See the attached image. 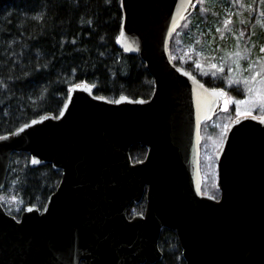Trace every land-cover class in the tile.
Instances as JSON below:
<instances>
[{"label": "water", "instance_id": "1", "mask_svg": "<svg viewBox=\"0 0 264 264\" xmlns=\"http://www.w3.org/2000/svg\"><path fill=\"white\" fill-rule=\"evenodd\" d=\"M199 0H120L117 46L152 77L147 98L114 99L88 82L59 112L0 136V190L13 152L61 170L39 209L0 203V264H144L162 258V228L185 264H264V114L232 119L215 152L218 198L202 191L201 123L230 108L228 92L177 65L170 43ZM147 148L133 162L132 145ZM145 195L143 213L127 207Z\"/></svg>", "mask_w": 264, "mask_h": 264}, {"label": "trees", "instance_id": "2", "mask_svg": "<svg viewBox=\"0 0 264 264\" xmlns=\"http://www.w3.org/2000/svg\"><path fill=\"white\" fill-rule=\"evenodd\" d=\"M258 1L245 0V10L238 8L245 13L241 19L249 24L235 26L238 36L244 38L250 33V13L255 15L260 10ZM119 3L120 0H0V136L42 114L56 115L68 88L77 82H88L94 93L110 99L119 95L147 98L151 94L152 77L144 63L137 55L117 46ZM200 10L198 6L194 12ZM219 11L218 7H209L205 18L219 17ZM256 28L259 26L253 27L255 31ZM215 35L217 44L219 33ZM174 36L170 52L177 65L205 86L222 87L233 98L237 97L238 86H227L220 77L202 76L179 62L173 52ZM181 53L187 57L183 50ZM230 110L234 111L232 105ZM146 151L143 145H132V161L143 159ZM29 162L27 153L13 152L0 190V203L15 217L26 205L41 209L61 178V170L50 163L30 166ZM211 180L208 187L203 181L202 190L217 198L219 191ZM144 207L143 196L139 203L128 206L127 215L143 212ZM158 245L162 258L145 264H185L175 231L162 228Z\"/></svg>", "mask_w": 264, "mask_h": 264}, {"label": "rangeland", "instance_id": "3", "mask_svg": "<svg viewBox=\"0 0 264 264\" xmlns=\"http://www.w3.org/2000/svg\"><path fill=\"white\" fill-rule=\"evenodd\" d=\"M243 1L200 0V12H194L174 36L173 52L179 62L188 64L202 76L220 77L227 86H238L237 97L229 94L234 111L229 109L201 124V172L206 186L212 179L214 189H217L215 152L229 122L237 115L264 113V0L258 1L260 10L255 15L250 13L253 22L250 33L244 38L234 29L238 24H248L241 19L244 11H239L245 10ZM209 7H218L219 17L205 18ZM255 26H259L256 31ZM216 32L219 33L217 44L214 43ZM182 50L187 57L182 56ZM8 206L16 209L10 203Z\"/></svg>", "mask_w": 264, "mask_h": 264}, {"label": "flooded vegetation", "instance_id": "4", "mask_svg": "<svg viewBox=\"0 0 264 264\" xmlns=\"http://www.w3.org/2000/svg\"><path fill=\"white\" fill-rule=\"evenodd\" d=\"M144 197H145V195H144ZM143 198V197H142ZM146 201V200H145ZM139 203V202H138ZM132 204V203H131ZM130 204V205H131ZM135 204V203H134ZM141 213H143V212H140V213H135V214H141ZM135 214H132V215H130L129 217H132L133 215H135ZM80 264H84V262H81ZM145 264V263H144Z\"/></svg>", "mask_w": 264, "mask_h": 264}, {"label": "snow or ice", "instance_id": "5", "mask_svg": "<svg viewBox=\"0 0 264 264\" xmlns=\"http://www.w3.org/2000/svg\"><path fill=\"white\" fill-rule=\"evenodd\" d=\"M262 50H264V49H262ZM72 87H76V85H72ZM121 98H122V99H127V97H125V96H123V95H122Z\"/></svg>", "mask_w": 264, "mask_h": 264}]
</instances>
